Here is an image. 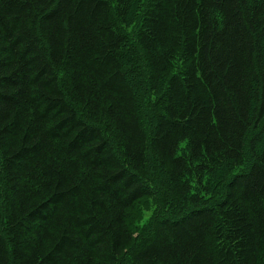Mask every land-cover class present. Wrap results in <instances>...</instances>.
Segmentation results:
<instances>
[{"label": "trees", "instance_id": "16d2710c", "mask_svg": "<svg viewBox=\"0 0 264 264\" xmlns=\"http://www.w3.org/2000/svg\"><path fill=\"white\" fill-rule=\"evenodd\" d=\"M0 264H264V0H0Z\"/></svg>", "mask_w": 264, "mask_h": 264}]
</instances>
